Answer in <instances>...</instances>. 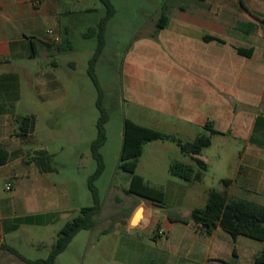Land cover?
I'll return each instance as SVG.
<instances>
[{
  "label": "rangeland",
  "instance_id": "374dc122",
  "mask_svg": "<svg viewBox=\"0 0 264 264\" xmlns=\"http://www.w3.org/2000/svg\"><path fill=\"white\" fill-rule=\"evenodd\" d=\"M110 2L115 14L104 27V48L95 69L104 91V107L109 113L105 125L106 140L98 150L102 166L93 180L102 211L97 216V227L80 231L58 256L55 264H139L149 252L160 249L155 241L166 240L162 235L156 237L159 231L156 223L131 232L124 225H117L141 202L139 197L125 192L130 187L131 175L119 168L124 119L138 122L139 115L152 110V106L139 102L135 93L131 94L128 75L140 74L146 85H169V76L175 71L177 62L171 55L168 38L172 35V27L180 26V7L185 5L186 11L192 10L187 8L189 0ZM77 4L79 7L75 8ZM164 4L168 6L171 22L168 23L169 28L158 30L157 23ZM178 5L179 9H176ZM106 15L107 8L100 0H80L70 5V12L65 17L68 30L61 31L63 45L59 48L60 52L50 57L40 53L37 57L34 69L51 71L65 89V97L41 101L36 94L48 93L43 87L44 81L33 77L23 82L25 97L18 105L17 112L21 116L34 113L37 119L35 131L28 137L36 139L30 148L35 150V154L48 149L54 155L57 171L48 178L54 182L55 189L65 191L67 197L62 208L52 202L47 208H24L23 204L30 197V173L17 171L13 177L0 178V244L12 247L31 260L47 259L61 228L78 216L83 207L95 203L89 180L100 169L92 146L98 138L97 124L101 114L97 107L99 92L88 69L100 45V26ZM91 30L93 33H90ZM130 66L133 67L132 71ZM19 131L22 132L20 124ZM202 133L210 135L207 131ZM211 139L212 146L203 151L207 156L209 170L202 183L185 181L171 175L169 166L172 162L180 161L195 166L191 157L184 154L177 143L154 141L144 146L136 173L165 192V203L157 206L156 212L161 222L165 216L190 220L193 207L201 205L199 190H226L228 184L223 180L234 178L240 164L248 163L241 159L245 145L240 140L232 135L225 138L211 136ZM34 156V153H30L25 161L33 160ZM8 185H13V189L7 190ZM13 210H16L15 219H9ZM49 212L51 215H48ZM31 213L39 214L31 216ZM27 217L32 222L28 223ZM49 218L50 224H37ZM10 222L16 225V230H8ZM178 226L181 227L173 232L183 233V225ZM3 228L7 231L4 234ZM105 231L107 233L103 234ZM186 232L199 231L191 221ZM220 234L224 238L219 235V242L225 246L228 257L234 250L241 256L237 260L231 259L229 264H255L253 255L260 253L264 242L245 236L234 240L222 228ZM0 264L26 263L3 250Z\"/></svg>",
  "mask_w": 264,
  "mask_h": 264
},
{
  "label": "crops",
  "instance_id": "0c3cea01",
  "mask_svg": "<svg viewBox=\"0 0 264 264\" xmlns=\"http://www.w3.org/2000/svg\"><path fill=\"white\" fill-rule=\"evenodd\" d=\"M79 1L0 0V148L9 153L8 162L0 165V178L28 171L30 197L23 207L32 210L47 208L50 202L62 208L67 197L65 191L56 190L54 182L48 178L52 173L41 172L34 160L25 161L30 153L35 155L30 146L36 139L24 137L19 131L17 118L21 115L17 108L25 97L23 82L33 77L43 80V87L48 91L46 95L36 94L41 101L65 97V89L51 71L33 66L40 53L50 57L60 52L61 31L68 30L65 17L70 5ZM78 7L79 4L75 8ZM185 7H180V26H173L168 38L171 55L177 62L169 76V85H146L140 74L128 75L131 94L135 93L139 102L152 106L147 114L139 115L140 121L136 123L189 142L204 131L213 137L232 135L240 140L245 145L241 159L248 163L240 164L226 191L230 196L264 206V0H189L187 8L192 11H186ZM167 27L169 25L162 30ZM49 30L54 34H49ZM209 36L219 41L206 40ZM239 49L251 54L240 53ZM132 69L130 66V71ZM209 123L218 133L205 129ZM42 150L50 153L48 149ZM198 158L208 163L204 152ZM210 189L199 190L201 205L193 207L192 211L205 206ZM140 199L131 213L117 223L118 227L124 225L131 232L156 223L158 230H164L162 236L166 240L155 241L160 249L149 252L139 264L153 261L229 264L231 259L241 257L236 250L228 257L225 246L219 242V235L224 238L220 227L211 235L200 230L188 233L191 222L176 221L187 218L172 217L174 220H171L165 216L161 222L157 206ZM191 200L194 201L193 196ZM1 208L0 205V211ZM14 212L16 210L9 219H15ZM34 214L39 213H31V216ZM138 214L139 222L133 224ZM50 220L37 224H50ZM178 225H183V233L173 232L181 227ZM16 228L13 222L8 224L9 231ZM5 232L3 228L2 234ZM160 236L156 232V237ZM2 251L0 244V255ZM257 255L255 253L253 258Z\"/></svg>",
  "mask_w": 264,
  "mask_h": 264
},
{
  "label": "trees",
  "instance_id": "16d2710c",
  "mask_svg": "<svg viewBox=\"0 0 264 264\" xmlns=\"http://www.w3.org/2000/svg\"><path fill=\"white\" fill-rule=\"evenodd\" d=\"M107 8V15L101 23L100 45L90 60L88 73L92 78L99 92L97 107L100 111L98 121V138L93 143L92 149L97 159L100 169L98 173L89 180V188L95 198L94 205L83 207L78 216L68 221L58 232L57 239L51 248V252L47 259L31 260L21 255L17 250L6 244H1L3 250H7L22 262L26 264H55L58 256L63 253L73 238L82 230H92L97 227V216L102 211L101 203L97 197V191L94 188L93 180L98 176L102 166V158L99 154V148L105 143V125L109 120V113L104 107V91L101 88L96 75V66L104 48V27L107 21L115 14V9L110 0H100ZM204 1V0H200ZM169 23L168 6L163 5L161 17L157 23V29H164ZM252 27V26H251ZM90 33H93L91 30ZM206 40H218L214 37H207ZM240 53L250 55V52L238 50ZM36 116L29 114L19 116L17 122L22 129L24 137H30L35 131ZM206 130L211 133H218L213 129L212 124L205 126ZM154 141H172L177 143L181 151L191 157L194 165L184 162H172L169 166L171 175L179 177L185 181L201 182L205 174L209 170V165L202 159L198 158L204 149L209 148L212 144L211 135L201 134L192 142H184L176 135L167 134L159 130L143 126L131 119H124V139L120 156L119 168L131 175V183L129 189L125 192L129 195H135L152 202L155 206H161L165 203V192L163 189L149 184L142 176L136 173L140 163V158L144 152V146ZM9 160V153L0 148V165H5ZM35 164L43 173H54L57 168L54 166V155L46 150L37 151L34 158ZM226 184L230 180H223ZM171 220H174L172 217ZM28 223L31 218L27 217ZM184 223L193 222L196 228L204 233L211 235L218 227L229 233L234 240L239 236H245L256 241L264 242V206L254 201L244 198L233 197L226 190L220 191L212 188L208 191L207 202L204 207L195 208L191 213V219H176ZM32 222V221H31ZM107 233L105 231L103 234ZM151 264H162L153 261ZM255 264H264V247L255 258Z\"/></svg>",
  "mask_w": 264,
  "mask_h": 264
},
{
  "label": "built area",
  "instance_id": "2783aa9c",
  "mask_svg": "<svg viewBox=\"0 0 264 264\" xmlns=\"http://www.w3.org/2000/svg\"><path fill=\"white\" fill-rule=\"evenodd\" d=\"M48 33H49V34H54V32H53L52 30H49ZM56 42H57V43L60 42V39L57 38V39H56ZM7 190H11V187H10V186H7ZM157 233H158L159 235H164V234H165L164 230H159Z\"/></svg>",
  "mask_w": 264,
  "mask_h": 264
},
{
  "label": "water",
  "instance_id": "95a60500",
  "mask_svg": "<svg viewBox=\"0 0 264 264\" xmlns=\"http://www.w3.org/2000/svg\"><path fill=\"white\" fill-rule=\"evenodd\" d=\"M139 214L138 215H136L134 218H133V224H138V222H139ZM135 222V223H134Z\"/></svg>",
  "mask_w": 264,
  "mask_h": 264
}]
</instances>
